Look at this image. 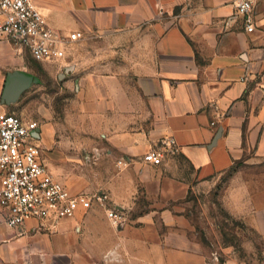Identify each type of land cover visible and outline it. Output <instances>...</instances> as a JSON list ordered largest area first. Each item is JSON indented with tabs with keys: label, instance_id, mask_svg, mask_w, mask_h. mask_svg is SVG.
Wrapping results in <instances>:
<instances>
[{
	"label": "crops",
	"instance_id": "crops-1",
	"mask_svg": "<svg viewBox=\"0 0 264 264\" xmlns=\"http://www.w3.org/2000/svg\"><path fill=\"white\" fill-rule=\"evenodd\" d=\"M33 2L51 28L81 33L60 61L59 78L75 80L77 94L70 129L77 139L61 142L92 155L95 174L110 175L98 191L126 220L117 228L94 206L54 225L29 220L10 228L0 207V264H205L183 240L158 232L155 210L132 213L188 192L186 181L167 172L175 154L142 161L164 138L175 140L176 157L200 176L230 172L222 206L259 239L264 264V0L255 1L251 33L234 14L236 0ZM28 55L0 40L4 111L6 77L25 71ZM50 133L38 125L44 147H52L43 139Z\"/></svg>",
	"mask_w": 264,
	"mask_h": 264
},
{
	"label": "rangeland",
	"instance_id": "rangeland-1",
	"mask_svg": "<svg viewBox=\"0 0 264 264\" xmlns=\"http://www.w3.org/2000/svg\"><path fill=\"white\" fill-rule=\"evenodd\" d=\"M26 65L27 69L18 74L22 87L3 99L6 112L35 121L42 128H51L50 135L44 134L43 139L50 138L52 147H44L39 140L36 144L42 160L56 179L77 193L101 190L99 185L107 183L110 175L95 174L98 161L92 155L88 156L84 151L78 153L76 148L68 150L67 144L61 142L77 139L70 130L77 125L75 80L68 85L59 78L64 74L60 62L37 61L28 55ZM59 148L66 150L65 155L60 151L58 157L55 156ZM172 156L175 158L167 172L189 184L185 198L170 200L157 207L141 203L132 213L155 210L158 232L172 236L171 241L175 243L183 240L192 257L205 264H262L259 239L222 206L221 192L230 172L205 178L184 159L176 154ZM176 232L182 233V239L176 238Z\"/></svg>",
	"mask_w": 264,
	"mask_h": 264
},
{
	"label": "built area",
	"instance_id": "built-area-1",
	"mask_svg": "<svg viewBox=\"0 0 264 264\" xmlns=\"http://www.w3.org/2000/svg\"><path fill=\"white\" fill-rule=\"evenodd\" d=\"M256 0H236L235 16L242 19L246 32L254 31L253 9ZM80 32L65 33L51 28L33 0H0V40L25 49L42 62H60L69 45L81 38ZM264 99V88L262 91ZM38 123L28 121L0 108V207L6 211L10 228L29 220L54 225L74 217L78 210L102 207L110 223L121 227L124 214L110 202L105 191L72 193L48 170L36 140ZM173 138H164L156 148L143 155L146 164L159 163L166 153L176 154ZM118 166L129 163L119 160Z\"/></svg>",
	"mask_w": 264,
	"mask_h": 264
},
{
	"label": "water",
	"instance_id": "water-1",
	"mask_svg": "<svg viewBox=\"0 0 264 264\" xmlns=\"http://www.w3.org/2000/svg\"><path fill=\"white\" fill-rule=\"evenodd\" d=\"M17 73H9L6 77L4 90H3V98L8 97L12 92L19 90L22 87L21 78Z\"/></svg>",
	"mask_w": 264,
	"mask_h": 264
}]
</instances>
